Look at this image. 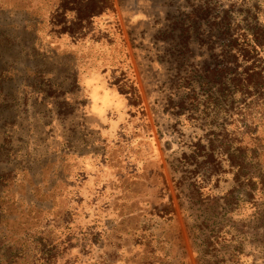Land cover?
<instances>
[{
	"label": "rangeland",
	"instance_id": "1",
	"mask_svg": "<svg viewBox=\"0 0 264 264\" xmlns=\"http://www.w3.org/2000/svg\"><path fill=\"white\" fill-rule=\"evenodd\" d=\"M61 2L0 0V264H264V0Z\"/></svg>",
	"mask_w": 264,
	"mask_h": 264
},
{
	"label": "trees",
	"instance_id": "2",
	"mask_svg": "<svg viewBox=\"0 0 264 264\" xmlns=\"http://www.w3.org/2000/svg\"><path fill=\"white\" fill-rule=\"evenodd\" d=\"M74 5H70L68 0H62L61 5L59 6V13H61L62 20L66 21L70 13L75 14L73 19H71L70 25L75 26L80 25L83 26L84 24L87 25L89 23H92V20L94 17H98L102 14H104L107 11L113 10V5L110 3V0H88L86 3V6L76 5V3H73ZM206 11H197V13L194 15V24L195 29L199 32L204 26L205 21V15ZM217 18V17H215ZM217 21V20H216ZM63 22H59L57 25L60 27L59 30H63V33L68 34L70 37H76L81 36L80 31L66 27V25H62ZM213 28L209 35L212 38H215L216 41L219 43V46L221 47V54L218 56V58L213 57L212 63H210L207 67L206 65L203 66V69L205 73V79L202 80L203 82H206V78H210L212 83L215 84V86H219V89H222V86L227 85L229 87L234 88L235 92H239V86H240V78L238 76V70L240 69V61L239 58H242L243 60H246L250 57V53H247L246 51L239 49L237 50L238 54L237 56L231 55V42L228 44L225 43V39H229V33L231 31L230 28L227 27V24L225 22L223 23H215L213 24ZM171 31L174 33L175 27L171 29ZM229 48V49H228ZM235 74V77H229V75ZM221 86V87H220ZM125 94L128 96L129 92H125ZM132 96V95H131Z\"/></svg>",
	"mask_w": 264,
	"mask_h": 264
}]
</instances>
